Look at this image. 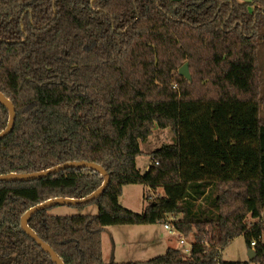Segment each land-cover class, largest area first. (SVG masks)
<instances>
[{
	"label": "trees",
	"instance_id": "16d2710c",
	"mask_svg": "<svg viewBox=\"0 0 264 264\" xmlns=\"http://www.w3.org/2000/svg\"><path fill=\"white\" fill-rule=\"evenodd\" d=\"M262 30L264 0H0V91L17 112L0 139V175L89 161L111 176L99 197L69 205H96V214L54 206L29 219L65 264H264ZM186 62L191 80L179 72ZM9 118L0 102V132ZM155 126L174 140L151 151L142 172L141 144ZM104 180L69 167L1 181L0 264H57L23 215L49 199L87 197ZM130 184L146 186L142 212L120 202ZM159 222L193 236L191 252L105 261L107 226ZM240 235L257 255L225 260Z\"/></svg>",
	"mask_w": 264,
	"mask_h": 264
},
{
	"label": "rangeland",
	"instance_id": "374dc122",
	"mask_svg": "<svg viewBox=\"0 0 264 264\" xmlns=\"http://www.w3.org/2000/svg\"><path fill=\"white\" fill-rule=\"evenodd\" d=\"M262 32L263 37L260 39L259 59L264 97V30H262ZM261 115L264 122V102L262 103ZM173 140L174 134L170 128L163 129L157 126L154 127L149 139L141 144L142 149L146 152L139 156V167L142 169V172L147 171L152 164V156L149 153L160 148L165 143L173 142ZM163 194L164 190L162 189L155 192L157 196ZM144 195L145 187L142 184H130L125 187L120 202L123 206L133 211L142 212L146 205ZM97 212L98 206L96 205L87 206L83 210L69 205H59L50 211V213L57 215L75 213L96 214ZM192 238L193 236L187 238V240L192 242ZM179 241L180 236L170 233L168 229L165 228L163 222L146 225L107 226L103 231L104 259L106 262L111 260H115L116 262L146 261L165 254L170 247L181 246ZM248 250L249 248L245 237L240 235L224 248L223 257L228 261L248 262L250 260ZM248 264L255 263L249 262Z\"/></svg>",
	"mask_w": 264,
	"mask_h": 264
},
{
	"label": "water",
	"instance_id": "95a60500",
	"mask_svg": "<svg viewBox=\"0 0 264 264\" xmlns=\"http://www.w3.org/2000/svg\"><path fill=\"white\" fill-rule=\"evenodd\" d=\"M180 74L185 76L188 79H192V74L190 72V64L189 62H186L179 70ZM0 102L3 103L9 110L10 118L8 126L5 130L0 132V139L8 135L12 132L15 126L16 121V106L12 102L10 98L6 96L5 93L0 91ZM69 167H88L91 169L98 170L105 178L104 183L102 186L94 191L92 194H90L87 197H84L82 199L79 198H70V197H57L54 199H49L45 202H42L36 206L31 207L22 217V226L25 229V231L30 234L39 245L43 247V249L49 253L53 260L57 264H65L62 258L58 255V253L51 247L50 244L46 243L29 225V219L32 217L33 214H35L39 210L51 208L58 205H76V204H82L87 203L91 200H94L95 198L99 197L108 187L111 176L102 165L97 164L95 162H89V161H72V162H66L64 164L57 165L55 167L49 168L47 170H42L38 172H32V173H9L0 175V182L1 181H23V180H30V179H36V178H42L45 176H48L53 173L60 172L63 169L69 168ZM257 255V252L254 248H249L248 250V256L250 259H254Z\"/></svg>",
	"mask_w": 264,
	"mask_h": 264
},
{
	"label": "built area",
	"instance_id": "2783aa9c",
	"mask_svg": "<svg viewBox=\"0 0 264 264\" xmlns=\"http://www.w3.org/2000/svg\"><path fill=\"white\" fill-rule=\"evenodd\" d=\"M158 163V162H157ZM165 228L168 229V231L170 233H173V234H178L180 236V245L183 247L184 251L186 253H190L192 248H193V242H189V240H187V237L181 233V231H179L173 223L171 222H167L164 224ZM255 245H256V241H253L252 242V246L253 248L255 249Z\"/></svg>",
	"mask_w": 264,
	"mask_h": 264
},
{
	"label": "crops",
	"instance_id": "0c3cea01",
	"mask_svg": "<svg viewBox=\"0 0 264 264\" xmlns=\"http://www.w3.org/2000/svg\"><path fill=\"white\" fill-rule=\"evenodd\" d=\"M239 1H243V0H239ZM246 1V0H245ZM138 166H139V157H138ZM141 169V168H140ZM142 170V169H141ZM144 187H145V191H146V186L145 185H143ZM126 187V186H125ZM125 189V188H124ZM163 190V189H162ZM124 193V192H123ZM146 206V205H145ZM144 209H145V207H144ZM103 252H104V250H103Z\"/></svg>",
	"mask_w": 264,
	"mask_h": 264
}]
</instances>
